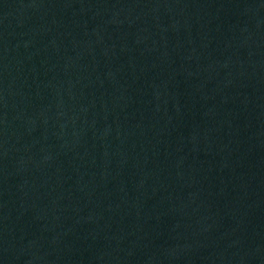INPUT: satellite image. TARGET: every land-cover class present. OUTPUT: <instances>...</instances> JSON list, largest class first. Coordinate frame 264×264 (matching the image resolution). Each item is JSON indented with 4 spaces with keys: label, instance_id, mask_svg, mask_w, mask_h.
I'll return each mask as SVG.
<instances>
[{
    "label": "water",
    "instance_id": "water-1",
    "mask_svg": "<svg viewBox=\"0 0 264 264\" xmlns=\"http://www.w3.org/2000/svg\"><path fill=\"white\" fill-rule=\"evenodd\" d=\"M0 264H264V0H0Z\"/></svg>",
    "mask_w": 264,
    "mask_h": 264
}]
</instances>
